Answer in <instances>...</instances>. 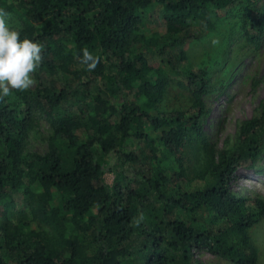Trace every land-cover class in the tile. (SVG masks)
<instances>
[{
	"label": "trees",
	"instance_id": "16d2710c",
	"mask_svg": "<svg viewBox=\"0 0 264 264\" xmlns=\"http://www.w3.org/2000/svg\"><path fill=\"white\" fill-rule=\"evenodd\" d=\"M257 1L0 0L20 39L44 45L36 85L0 100V264H204L200 252L258 264L264 199L230 185L264 153V102L218 150L200 123L208 74L182 70L184 47L230 12L258 47ZM158 19L165 36L140 35ZM177 89L187 104L163 110Z\"/></svg>",
	"mask_w": 264,
	"mask_h": 264
},
{
	"label": "rangeland",
	"instance_id": "374dc122",
	"mask_svg": "<svg viewBox=\"0 0 264 264\" xmlns=\"http://www.w3.org/2000/svg\"><path fill=\"white\" fill-rule=\"evenodd\" d=\"M254 5L264 13V0ZM235 15V12L227 13L214 30L203 33L199 40L184 47L187 58L182 70H205L208 74L207 92L203 96L205 115L200 123L205 136L218 150L235 144L242 122L258 117L260 105L264 102V31L258 47L253 46L246 40L240 20ZM8 23L9 26L16 25L12 17ZM152 32L166 35L162 20L140 27V35L149 37ZM155 63L161 66L159 60ZM175 93V96L179 95V100L167 97L163 110L182 106L183 101L187 104L186 92L177 89ZM48 136V125L41 121L31 132L26 151L45 154ZM107 163L105 160V165ZM243 174L246 178H236L231 182V192L240 197L260 196L264 199V153L254 170ZM104 179L107 185H112V174H106ZM251 234L258 249V264H264V220ZM197 259L204 264H231L206 252L198 253Z\"/></svg>",
	"mask_w": 264,
	"mask_h": 264
},
{
	"label": "clouds",
	"instance_id": "9594fccd",
	"mask_svg": "<svg viewBox=\"0 0 264 264\" xmlns=\"http://www.w3.org/2000/svg\"><path fill=\"white\" fill-rule=\"evenodd\" d=\"M10 14L0 9V100L13 91L24 92L37 83L33 74L43 62L44 45L39 41L20 39V31L9 26ZM81 63L93 70L98 63L87 48Z\"/></svg>",
	"mask_w": 264,
	"mask_h": 264
}]
</instances>
